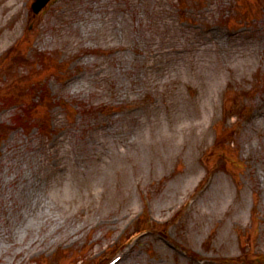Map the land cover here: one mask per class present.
Here are the masks:
<instances>
[{"label":"rangeland","instance_id":"374dc122","mask_svg":"<svg viewBox=\"0 0 264 264\" xmlns=\"http://www.w3.org/2000/svg\"><path fill=\"white\" fill-rule=\"evenodd\" d=\"M33 1L0 0V264H264V0Z\"/></svg>","mask_w":264,"mask_h":264}]
</instances>
